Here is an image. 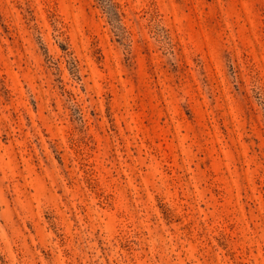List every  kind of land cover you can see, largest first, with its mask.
<instances>
[{
  "label": "rangeland",
  "instance_id": "rangeland-1",
  "mask_svg": "<svg viewBox=\"0 0 264 264\" xmlns=\"http://www.w3.org/2000/svg\"><path fill=\"white\" fill-rule=\"evenodd\" d=\"M0 264H264V0H0Z\"/></svg>",
  "mask_w": 264,
  "mask_h": 264
}]
</instances>
